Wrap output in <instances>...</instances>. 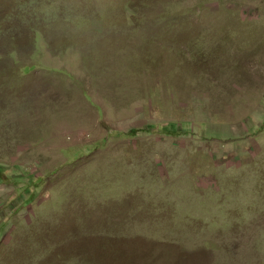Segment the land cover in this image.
Segmentation results:
<instances>
[{
    "label": "rangeland",
    "instance_id": "374dc122",
    "mask_svg": "<svg viewBox=\"0 0 264 264\" xmlns=\"http://www.w3.org/2000/svg\"><path fill=\"white\" fill-rule=\"evenodd\" d=\"M0 264H264V0H0Z\"/></svg>",
    "mask_w": 264,
    "mask_h": 264
}]
</instances>
